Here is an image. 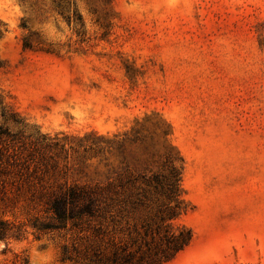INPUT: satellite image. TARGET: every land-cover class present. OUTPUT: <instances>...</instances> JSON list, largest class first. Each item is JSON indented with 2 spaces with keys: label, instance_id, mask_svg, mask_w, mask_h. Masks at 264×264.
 Listing matches in <instances>:
<instances>
[{
  "label": "rangeland",
  "instance_id": "1",
  "mask_svg": "<svg viewBox=\"0 0 264 264\" xmlns=\"http://www.w3.org/2000/svg\"><path fill=\"white\" fill-rule=\"evenodd\" d=\"M0 126L38 168L0 220L173 157L193 241L166 264H264V0H0ZM62 235L0 242V264H86Z\"/></svg>",
  "mask_w": 264,
  "mask_h": 264
},
{
  "label": "trees",
  "instance_id": "2",
  "mask_svg": "<svg viewBox=\"0 0 264 264\" xmlns=\"http://www.w3.org/2000/svg\"><path fill=\"white\" fill-rule=\"evenodd\" d=\"M17 136L0 126V200L33 185L37 167L14 148ZM34 167V168H33ZM183 167L170 157L157 173L119 175L106 184L60 186L44 193L45 217L28 225L0 220V242L22 240L29 230L41 236L71 235L64 261L86 264H166L187 249L193 232L177 224L188 212ZM32 183V184H31ZM20 264H28L22 259Z\"/></svg>",
  "mask_w": 264,
  "mask_h": 264
}]
</instances>
